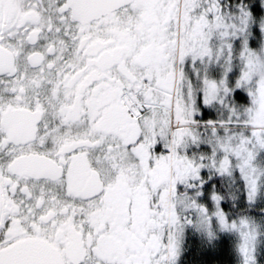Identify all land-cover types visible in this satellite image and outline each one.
I'll use <instances>...</instances> for the list:
<instances>
[{
  "label": "snow or ice",
  "instance_id": "1",
  "mask_svg": "<svg viewBox=\"0 0 264 264\" xmlns=\"http://www.w3.org/2000/svg\"><path fill=\"white\" fill-rule=\"evenodd\" d=\"M0 264H264V0H0Z\"/></svg>",
  "mask_w": 264,
  "mask_h": 264
}]
</instances>
